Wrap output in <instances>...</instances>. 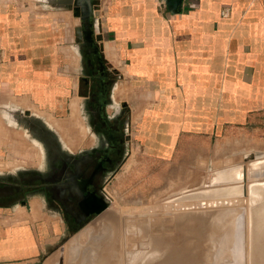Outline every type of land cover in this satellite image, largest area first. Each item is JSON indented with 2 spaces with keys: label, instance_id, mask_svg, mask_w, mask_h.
I'll use <instances>...</instances> for the list:
<instances>
[{
  "label": "crops",
  "instance_id": "obj_1",
  "mask_svg": "<svg viewBox=\"0 0 264 264\" xmlns=\"http://www.w3.org/2000/svg\"><path fill=\"white\" fill-rule=\"evenodd\" d=\"M92 10L112 80L103 111L125 120L131 150L167 161L222 139L264 145V0H182L178 12L92 0ZM79 22L73 0H0V157L21 156L29 125L63 118L75 96L82 112L97 62ZM70 227L38 196L0 205V264H42Z\"/></svg>",
  "mask_w": 264,
  "mask_h": 264
},
{
  "label": "water",
  "instance_id": "obj_2",
  "mask_svg": "<svg viewBox=\"0 0 264 264\" xmlns=\"http://www.w3.org/2000/svg\"><path fill=\"white\" fill-rule=\"evenodd\" d=\"M163 1L172 12L181 10L182 0ZM73 5L81 40L102 70L92 0H73ZM36 179L44 181L33 174L16 176L0 185V197ZM58 196L70 208L66 196ZM106 204L104 199L94 210L102 212L66 241L75 254L72 264H264V180L208 186L155 204L121 206L122 230L119 208Z\"/></svg>",
  "mask_w": 264,
  "mask_h": 264
},
{
  "label": "rangeland",
  "instance_id": "obj_3",
  "mask_svg": "<svg viewBox=\"0 0 264 264\" xmlns=\"http://www.w3.org/2000/svg\"><path fill=\"white\" fill-rule=\"evenodd\" d=\"M77 101L75 96L71 103L76 104ZM71 103L67 114L59 120H54L61 125L60 131L47 120L45 122V132L56 135L60 146L66 151L72 149L75 144L77 147L89 144L93 138L88 136L83 113L79 108L73 112ZM29 133V141L21 146V156L0 157V181L15 177L19 173L16 169L23 172L36 168L42 160V147L31 130ZM125 144L129 149L126 160L106 180L103 191L107 200L106 207L111 206L116 210L119 208L120 230L121 206L155 204L203 187L264 180V145L251 144L245 140L237 139L230 143L228 139H222L210 144V149L199 158L178 155L174 160L167 161L156 160L133 148L131 150V142L128 139ZM248 154L252 155L246 156ZM88 223L90 220L83 227ZM79 230L65 238L52 254L46 256L42 264H72L75 254L66 241Z\"/></svg>",
  "mask_w": 264,
  "mask_h": 264
},
{
  "label": "flooded vegetation",
  "instance_id": "obj_4",
  "mask_svg": "<svg viewBox=\"0 0 264 264\" xmlns=\"http://www.w3.org/2000/svg\"><path fill=\"white\" fill-rule=\"evenodd\" d=\"M82 62L85 66V61ZM91 72L95 75L91 79L92 90L87 92V97L83 100L82 113L94 144L66 151L61 146L58 148L55 138L45 132L42 125L38 126L36 122L30 124L29 130L43 145L45 155L38 167L21 171L15 177L33 174L44 181L36 179L32 184H25L20 191L0 197V205L13 206L29 195L38 196L62 219L70 222L73 233L99 214L100 211L94 210L100 208L105 199V182L124 163L128 150L125 146V120L118 122L116 119H109L103 111L112 80L100 70L98 63ZM85 86L89 87L84 81L82 89ZM101 119L105 122H101ZM29 122L33 123L31 120ZM13 178L0 181V185L11 183ZM59 194L66 196L67 202L71 203L70 208L66 209L58 200Z\"/></svg>",
  "mask_w": 264,
  "mask_h": 264
},
{
  "label": "bare ground",
  "instance_id": "obj_5",
  "mask_svg": "<svg viewBox=\"0 0 264 264\" xmlns=\"http://www.w3.org/2000/svg\"><path fill=\"white\" fill-rule=\"evenodd\" d=\"M72 107H73V109H76V107L74 106V104L72 105ZM48 122H50L57 130H61V128H62L61 125L60 124H57L58 122L54 121V119L52 120L51 118H48ZM172 184H173V182H172Z\"/></svg>",
  "mask_w": 264,
  "mask_h": 264
},
{
  "label": "built area",
  "instance_id": "obj_6",
  "mask_svg": "<svg viewBox=\"0 0 264 264\" xmlns=\"http://www.w3.org/2000/svg\"><path fill=\"white\" fill-rule=\"evenodd\" d=\"M164 1L163 0H161V3H163Z\"/></svg>",
  "mask_w": 264,
  "mask_h": 264
}]
</instances>
